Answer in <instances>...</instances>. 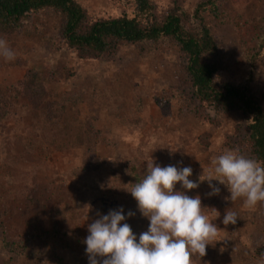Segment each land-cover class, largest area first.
<instances>
[{"label":"rangeland","instance_id":"rangeland-1","mask_svg":"<svg viewBox=\"0 0 264 264\" xmlns=\"http://www.w3.org/2000/svg\"><path fill=\"white\" fill-rule=\"evenodd\" d=\"M78 1L92 19L133 15L136 8V0ZM153 1L158 19L178 7L190 14L188 28L199 27L192 14L204 0ZM217 2L224 21L204 15L219 46L221 76L250 79L263 96L264 51L251 56L264 38V0ZM61 32L62 17L53 8L30 13L14 33L0 31L15 53L12 60L0 56V264H89L88 224L120 207L121 223L138 239L150 221L126 189L143 177L147 160L190 166L189 179L199 181L225 150L254 159L243 141L244 117L200 103L175 40L124 44L93 57L80 56ZM32 70L42 74L50 99L64 105L62 114L51 117L15 91ZM169 146L178 150L170 153ZM212 183L219 194L209 195L207 181L191 190L176 185L199 195L210 219L219 214L212 221L219 241L192 264H264V203H232L227 187ZM226 209L237 213L236 224L222 223Z\"/></svg>","mask_w":264,"mask_h":264},{"label":"trees","instance_id":"trees-1","mask_svg":"<svg viewBox=\"0 0 264 264\" xmlns=\"http://www.w3.org/2000/svg\"><path fill=\"white\" fill-rule=\"evenodd\" d=\"M46 8H53L61 15L62 37L80 56L95 57L112 52L120 45L146 40L167 37L175 40L185 58L195 97L210 110L239 111L246 122L245 147L256 161L264 164V94L253 89L250 79L236 82L221 76L224 66L219 58V46L204 15L209 12L220 22L224 21L217 0H204L195 7L192 15L199 23L196 29L186 26L190 14L178 7L158 19L153 12V0H136L133 15L95 19L78 0H0V31L14 33L30 13ZM263 51L264 38L258 42L251 58H260ZM15 88L35 108H45L51 117L65 110L62 103L50 99L51 92L38 70L27 72ZM259 253L264 255V245Z\"/></svg>","mask_w":264,"mask_h":264},{"label":"clouds","instance_id":"clouds-1","mask_svg":"<svg viewBox=\"0 0 264 264\" xmlns=\"http://www.w3.org/2000/svg\"><path fill=\"white\" fill-rule=\"evenodd\" d=\"M0 56L6 60L15 58L14 51L0 38ZM170 153H174L170 146ZM182 163V162H181ZM212 169L207 177L199 181L190 180V166H160L153 159L147 160L143 177L130 189H126L137 201L142 216L150 224L146 231L133 233L123 214L124 209H110L88 224V235L83 243L89 264H192V257L206 255V248L214 244L219 228L212 222L219 214L209 218L203 213L199 195L191 197L185 191L176 190L177 183L182 189L198 188L207 181L212 191L220 189L212 183L218 181L227 187L234 203L242 199L245 206L254 208L264 203V164L251 159L237 149H229L214 156ZM135 213L129 211L128 217ZM238 215L226 209L222 223L236 224Z\"/></svg>","mask_w":264,"mask_h":264}]
</instances>
